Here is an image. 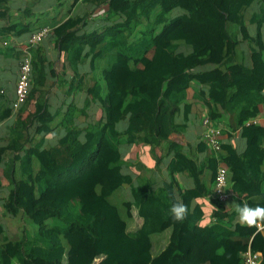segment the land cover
I'll list each match as a JSON object with an SVG mask.
<instances>
[{
  "label": "trees",
  "instance_id": "obj_1",
  "mask_svg": "<svg viewBox=\"0 0 264 264\" xmlns=\"http://www.w3.org/2000/svg\"><path fill=\"white\" fill-rule=\"evenodd\" d=\"M255 1L83 0L88 7L82 16L63 17L48 28L73 73L69 81L57 82L68 87L66 95L88 86L83 107L73 98L67 102L64 135L49 147H42L43 140L30 145L28 132L33 126L34 133L47 134L54 117L39 95L48 72L38 46L48 35L34 43L27 37L20 45L17 75L27 52L32 80L20 106L33 103V109L14 128L8 147L0 149V161L5 151L16 152L3 205L15 237L5 235L0 224V264H241L240 252L247 247L259 252L264 264V227L233 224L237 211L202 227L201 208L190 205L208 191L220 161L232 189L245 194L238 205L264 207V125L255 121L264 106V42L260 30L251 37L244 26ZM259 1L260 11L251 17L258 26L264 24V0ZM95 10L97 26L89 29L87 18ZM242 27L248 64L238 38ZM207 46L223 61L195 69L208 60ZM221 67L239 71L226 75ZM191 88L193 100L187 97ZM193 101L203 103L209 122L221 132L214 152L204 129V142L196 149L211 153L202 161L170 138L184 129L175 123L180 104L186 115ZM12 103L0 119L20 108ZM88 103L101 111L93 122L87 120ZM124 120L125 128L117 129ZM233 133L245 139L242 153L221 139ZM163 141L174 152L167 165L171 178L156 189L150 178L133 184L122 172L121 145L156 147ZM177 172L192 178L194 186L182 188L173 177ZM123 187H129L131 199ZM176 203L187 206L183 220L170 213Z\"/></svg>",
  "mask_w": 264,
  "mask_h": 264
},
{
  "label": "crops",
  "instance_id": "obj_2",
  "mask_svg": "<svg viewBox=\"0 0 264 264\" xmlns=\"http://www.w3.org/2000/svg\"><path fill=\"white\" fill-rule=\"evenodd\" d=\"M7 0L1 4L0 8V115L11 107V103L14 99V86L17 78L18 61L21 53L19 52L20 45L25 43V40L29 36V32L32 29H41L47 27L52 30L56 21H61L64 17L67 19L69 16H82L87 10V4L83 0ZM263 3L259 0L253 2L246 10L244 17L245 29L248 34L253 37L260 30L261 42H264V24L257 25L254 21H251L253 13H259V9ZM264 7V5H263ZM98 10V9H97ZM97 10L94 14L88 16L87 21H92L87 25L89 29L96 28V23L92 20L96 18ZM44 21H49L50 24L38 26ZM53 21L54 23H52ZM13 23L14 25H10ZM47 24V23H46ZM243 26V27H244ZM243 27L239 28L238 38L242 40L241 48L245 50V63H249V49L247 43L243 40ZM84 30V28H82ZM9 30V32H5ZM22 32H19L21 31ZM80 32H82L80 30ZM48 35L40 43L38 48L39 55L45 58V66L48 73H46V81L39 86V95L42 101L47 102L48 110L54 115L51 121V130L45 134L34 133L33 126L28 130L30 139V145L39 144L40 140H43L42 147H49L57 142V140L64 135L63 117L64 112L67 110V102L72 98L74 103L78 107L84 106V99L87 96V87L76 91L73 95H66L68 87L61 86L57 81L64 78L68 81L73 74L70 68L66 65L65 56L63 52H60L56 46L55 38ZM209 53V58L203 65H198L195 69H204L207 67L217 66L221 60L219 53L216 50L211 49L209 46L205 48ZM37 54V56L39 57ZM223 72L227 75L228 72H238L236 67H221ZM85 70L83 67L79 68V73H83ZM85 79H89V73H86ZM50 81H53L50 83ZM52 85V86H51ZM64 86H68L65 84ZM192 88L188 89L187 97L189 100H193ZM34 101V100H33ZM90 104V105H89ZM85 111L88 113L87 120L93 122V119L100 115L99 108L96 104L88 103ZM86 106V105H85ZM33 109V103H28L26 106H20L18 110H12L11 113L3 119H0V149L7 148L9 142L12 139L14 128L21 124V119ZM184 114V104L179 106L178 115L175 118V123L183 125L184 129L175 131L171 134V140L181 143L187 151L196 157L198 161H202L208 153H211L209 149L197 151L196 146L199 142H204L203 133L204 127L202 119L207 116V108L200 101L192 102V109ZM256 123L264 125V106H262L261 114L256 119ZM126 126V120L120 121L117 124V129L122 130ZM223 143H230L236 149L237 153H242L245 149L246 142L238 133H233L232 137L223 135L221 137ZM16 152L12 150L5 151L0 161V179L2 181V187L0 188V224L4 227V234L11 239L15 237V234L10 235L12 224H8L10 215H7L4 211L3 205L6 203L10 190L8 187L7 179L11 173V166L13 156ZM174 152L169 151L167 148V142L163 141L156 147L148 145L145 142H137L134 144L121 145V159L123 161L122 172L131 177L133 184H142L148 178L152 181L153 189L162 186L165 180L171 178V173L167 169V165L173 156ZM24 155V150L21 152ZM160 161V162H159ZM220 162V161H219ZM218 162V164H219ZM229 176V188L232 189V182ZM173 177L179 183L182 188H191L194 186L192 178L187 177L181 172L173 173ZM233 190V189H232ZM234 191V190H233ZM122 192L126 195L127 200L131 199V192L129 187H123ZM235 194L225 201L218 200L213 191V181L210 188L202 196L194 198L190 205L199 206L202 210V216L199 221L200 226H206L213 224L221 219H227L231 213L236 212V207L240 200L245 199L244 193ZM178 197V195H177ZM233 224L239 223L238 214H236L232 220ZM8 224V225H7ZM13 227V226H12ZM10 228V229H9ZM248 248V247H247ZM246 248V249H247ZM245 250L240 252L241 254ZM261 255V254H260Z\"/></svg>",
  "mask_w": 264,
  "mask_h": 264
},
{
  "label": "built area",
  "instance_id": "obj_3",
  "mask_svg": "<svg viewBox=\"0 0 264 264\" xmlns=\"http://www.w3.org/2000/svg\"><path fill=\"white\" fill-rule=\"evenodd\" d=\"M48 32L49 29L44 27L33 34L31 33L27 39V43L40 41L43 37H46L49 34ZM20 61L19 73L15 83V98L12 103L14 108H18L20 103L23 102L28 91L30 90V84L32 80V63L30 54L26 52ZM202 123L205 126L204 137L211 144L214 152H218L220 143L218 136L221 133L220 127L216 126V124L210 123L208 117H205ZM218 159L220 160V158ZM228 174L227 167L224 164L219 163L213 178V191L215 197L220 201H225L229 199L231 195L235 194V192L229 188L230 182ZM263 227L264 225L259 223L257 230H260ZM260 262V253L251 251L249 247L241 254V264H260Z\"/></svg>",
  "mask_w": 264,
  "mask_h": 264
},
{
  "label": "clouds",
  "instance_id": "obj_4",
  "mask_svg": "<svg viewBox=\"0 0 264 264\" xmlns=\"http://www.w3.org/2000/svg\"><path fill=\"white\" fill-rule=\"evenodd\" d=\"M238 221L241 225L259 226L264 222V207H249L247 204L237 205ZM170 213L174 220H183L187 214V206L182 203L173 204Z\"/></svg>",
  "mask_w": 264,
  "mask_h": 264
}]
</instances>
